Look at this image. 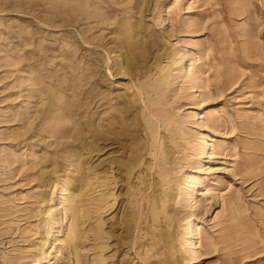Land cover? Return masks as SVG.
<instances>
[{"label": "rangeland", "instance_id": "374dc122", "mask_svg": "<svg viewBox=\"0 0 264 264\" xmlns=\"http://www.w3.org/2000/svg\"><path fill=\"white\" fill-rule=\"evenodd\" d=\"M30 1L41 5L29 9ZM50 3L0 0V264H97L104 247V264H264V0H102L111 20L93 30L90 20L63 26V16L45 10ZM116 22L137 24L138 45L112 43L122 30ZM22 29L32 36L20 37ZM80 30L105 37L104 47L86 43ZM67 35L77 36L84 61L98 58L95 76L76 78L82 92L95 84L113 99L92 112L117 109L140 132L137 144L85 155L99 180L77 182L73 196L89 211L98 198L108 203L100 217L90 212L80 222L75 244L74 211L41 183L18 138L46 103L31 75L53 89L71 76L59 51ZM125 209L128 231L113 225Z\"/></svg>", "mask_w": 264, "mask_h": 264}, {"label": "bare ground", "instance_id": "6f19581e", "mask_svg": "<svg viewBox=\"0 0 264 264\" xmlns=\"http://www.w3.org/2000/svg\"><path fill=\"white\" fill-rule=\"evenodd\" d=\"M56 1H64L62 6L53 4ZM102 0H52L50 6L47 9L54 10L53 13L63 16V26H77L83 20H90V22H96V25L92 26V30L103 26L110 22L111 18L102 12L99 8V3ZM41 5L40 1H30L27 8L35 9ZM58 12V13H57ZM70 12H73L72 14ZM67 18V19H66ZM53 20L47 21L53 24ZM60 23L59 26H62ZM114 25H122V30L116 32L114 36L115 40H112L117 47L130 48L138 45L136 36L138 35L137 30L139 27L137 24L130 23H114ZM53 26V25H52ZM90 30H80V35L84 41L88 44H93L96 47H104L105 37L90 38L88 34ZM20 37L28 38L31 37L32 33H28L22 29L19 31ZM63 45L59 48L64 61H67L68 69L71 71V76L76 78L80 74L83 75L82 82L86 81V77L94 75L96 72L95 60L84 61L83 58L78 54V38L74 35H67L62 41ZM48 43L44 40L40 41V50L44 51L48 47ZM130 45V46H129ZM52 46V45H51ZM47 62H51L50 58H45ZM41 60V59H40ZM44 66V63H42ZM98 65V64H97ZM58 72H56L57 74ZM55 73L52 77L58 80V76ZM71 76H65V80L59 81L57 88H49L46 86V79L44 75L39 73H33L31 78L33 85L36 87L35 93L40 96H47L46 103H42L39 109V114L35 117L30 126L26 129L25 133L19 134L18 138H22L21 141L29 145L33 152L32 157L34 158L33 163L39 167L42 171L40 176L41 183L47 182L55 190L58 199H63L68 203V210L74 211L73 214V228L70 235L69 243L75 244L81 237V226L80 222L90 212L100 217L103 214L104 206L108 203V199L101 197L93 201L91 209H82L77 202L76 195L73 196L72 186H75L77 182L83 185L84 182L91 181V174L93 166L91 164L88 167V159L85 155L93 152H109L114 144L125 142L126 147L128 143L137 144L140 139V132L138 125L133 122H124L117 119L115 116L117 109L111 108L102 117L99 113H93L91 108H100L104 104H113V99L110 97H101L100 93L97 92L95 84H91L85 93L82 92V84L71 79ZM95 76V75H94ZM50 78V76H46ZM54 81V80H53ZM52 81V83H53ZM51 83V84H52ZM105 97V98H104ZM120 109L122 112H127L129 105L127 101L120 100ZM41 120V122L34 126V120ZM30 133V134H29ZM141 147V146H140ZM139 145L131 147L132 153L140 149ZM40 149V150H38ZM166 152L169 153L168 149ZM16 164L21 163L22 160L18 157L14 161ZM128 163V162H127ZM137 166L133 161H130L129 166ZM98 166V165H97ZM110 165L106 166L109 167ZM69 171V172H67ZM78 171V177H72L71 172ZM94 179L99 180L94 174ZM110 182L105 179L99 183L100 186H108ZM108 188V187H107ZM80 197V195H77ZM42 200H45L44 194H40ZM132 214L130 210L125 209L113 225L121 226L124 224L127 231L130 229ZM114 226V227H115ZM195 232L193 226L189 227L187 234L192 236ZM96 239H99L101 243L103 231L98 228L94 232ZM122 237V235H120ZM118 238V236L116 237ZM193 238V237H192ZM187 249H194V240H189L186 243ZM106 250L104 247L100 250V259L97 260V264H104V254ZM172 254V253H171ZM173 255V254H172Z\"/></svg>", "mask_w": 264, "mask_h": 264}]
</instances>
